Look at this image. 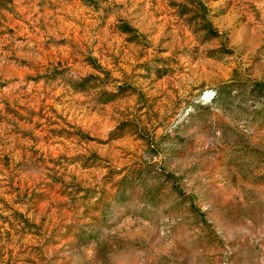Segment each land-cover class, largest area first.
Masks as SVG:
<instances>
[{
  "label": "rangeland",
  "instance_id": "rangeland-1",
  "mask_svg": "<svg viewBox=\"0 0 264 264\" xmlns=\"http://www.w3.org/2000/svg\"><path fill=\"white\" fill-rule=\"evenodd\" d=\"M0 264H264V0H0Z\"/></svg>",
  "mask_w": 264,
  "mask_h": 264
}]
</instances>
